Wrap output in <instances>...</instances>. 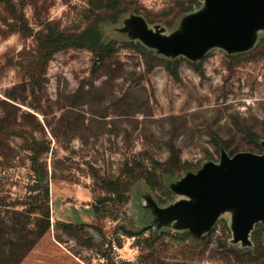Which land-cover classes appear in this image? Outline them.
<instances>
[{"label": "rangeland", "instance_id": "374dc122", "mask_svg": "<svg viewBox=\"0 0 264 264\" xmlns=\"http://www.w3.org/2000/svg\"><path fill=\"white\" fill-rule=\"evenodd\" d=\"M88 1L0 0V264L44 208L32 146L50 227L17 264H264V0H121L100 67L47 57Z\"/></svg>", "mask_w": 264, "mask_h": 264}, {"label": "trees", "instance_id": "16d2710c", "mask_svg": "<svg viewBox=\"0 0 264 264\" xmlns=\"http://www.w3.org/2000/svg\"><path fill=\"white\" fill-rule=\"evenodd\" d=\"M34 1V0H33ZM121 0H89L88 1V17L86 18V24L83 28L76 31H70L67 29H59L58 27L50 28L51 22H47L45 29L41 30L36 38L39 47H45V54L47 57L51 56L53 53L64 50L67 48H82L87 47L95 53V63L100 67L104 62L105 58L113 53V49L110 43L104 42L102 35L99 31V23L107 19L110 22L117 21L118 17L126 10V8L121 7ZM191 10L187 8L186 11ZM110 12L109 16L105 13ZM170 64V62H169ZM31 151L29 155V160L31 162V169L38 174L39 183L42 184V192L44 196V208H40L38 215L35 218V228L30 232V238L23 243L21 250L15 253L13 257L14 261L12 264H17L25 253L39 240L49 229V207H48V197L49 190L47 185V170L42 172V178L39 175L38 166V151L32 147L28 148ZM48 151V148H46ZM46 179L43 183V179ZM106 198L100 199L98 202L102 203ZM99 208L98 206H93V211L97 214ZM57 224L62 225L65 229L71 230L73 228H81L85 224H73L71 222H57ZM3 237V233L0 231V238ZM15 243L0 244V255L6 258H10L12 253L10 249L15 247ZM8 248V249H7ZM14 253V252H13Z\"/></svg>", "mask_w": 264, "mask_h": 264}, {"label": "water", "instance_id": "95a60500", "mask_svg": "<svg viewBox=\"0 0 264 264\" xmlns=\"http://www.w3.org/2000/svg\"><path fill=\"white\" fill-rule=\"evenodd\" d=\"M260 180H262L264 182V179L263 178H260L259 179V182L258 181H255L254 187L251 188V189L254 188V189H256V190H258L260 192V194H261V200H262V203L259 204L260 205V208H259L260 210H259L258 213L255 214L256 217L254 216L255 217L254 220L257 219V218H260V217H264V215H263L264 214V183H262ZM220 181L221 180H219L218 183L216 182L215 185L219 184ZM245 188L246 189H244V192H243L242 197L246 196L249 193L248 187L246 186ZM259 205H255L254 207H259ZM247 213L245 212V214H247ZM251 220L253 221L252 217H251Z\"/></svg>", "mask_w": 264, "mask_h": 264}]
</instances>
